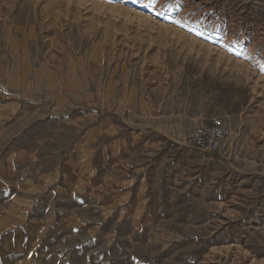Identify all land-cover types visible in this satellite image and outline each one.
<instances>
[{
    "label": "rangeland",
    "instance_id": "1",
    "mask_svg": "<svg viewBox=\"0 0 264 264\" xmlns=\"http://www.w3.org/2000/svg\"><path fill=\"white\" fill-rule=\"evenodd\" d=\"M0 83L50 184L0 264H264V0H0Z\"/></svg>",
    "mask_w": 264,
    "mask_h": 264
},
{
    "label": "crops",
    "instance_id": "2",
    "mask_svg": "<svg viewBox=\"0 0 264 264\" xmlns=\"http://www.w3.org/2000/svg\"><path fill=\"white\" fill-rule=\"evenodd\" d=\"M6 88H8L6 84L0 83V95L9 96ZM16 103L17 101L14 99H9L7 102L0 103V150L6 148L9 142L18 139L19 133H16L15 131L14 119L16 113L22 109L19 108L20 105L15 108ZM3 151H5V149ZM30 158L31 156L25 154L21 148L17 151L6 148V152H3V154L0 155V204L4 205L5 202V206H8L6 209H0V214L2 210L4 211V213L0 215V239L1 237L4 238L0 245V256H2V258H4L8 252V247L6 246L8 240L6 241L7 238H5V235L7 234L5 228L11 225L12 220L8 217V211L11 213L12 211H15L14 205L22 206L19 211L21 212V215L24 216L23 221L28 220V225L25 224L22 227L24 231L30 228V224L36 225L35 223L37 222V225L41 226V222H45V220L42 221L31 216L30 207L27 208L26 206L34 204L35 196L41 194V192L45 191L47 186L50 185L46 180L48 174L47 171L30 177L26 182L23 180L20 182L15 181L14 179H8V175L10 173L13 174L12 170L16 169L17 163L26 162V160Z\"/></svg>",
    "mask_w": 264,
    "mask_h": 264
},
{
    "label": "built area",
    "instance_id": "3",
    "mask_svg": "<svg viewBox=\"0 0 264 264\" xmlns=\"http://www.w3.org/2000/svg\"><path fill=\"white\" fill-rule=\"evenodd\" d=\"M231 137L230 130L220 117L198 119L192 128L185 134V147L199 148L216 155L227 149Z\"/></svg>",
    "mask_w": 264,
    "mask_h": 264
},
{
    "label": "snow or ice",
    "instance_id": "4",
    "mask_svg": "<svg viewBox=\"0 0 264 264\" xmlns=\"http://www.w3.org/2000/svg\"><path fill=\"white\" fill-rule=\"evenodd\" d=\"M150 2L154 3V2H155V0H150Z\"/></svg>",
    "mask_w": 264,
    "mask_h": 264
}]
</instances>
